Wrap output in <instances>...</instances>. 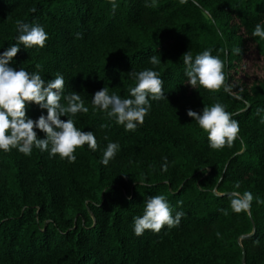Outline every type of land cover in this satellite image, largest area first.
Masks as SVG:
<instances>
[{"label":"trees","instance_id":"trees-1","mask_svg":"<svg viewBox=\"0 0 264 264\" xmlns=\"http://www.w3.org/2000/svg\"><path fill=\"white\" fill-rule=\"evenodd\" d=\"M116 3L113 11L110 0H0V53L17 42V20L43 26L45 46L20 45L10 66L46 83L61 74L64 95L77 92L89 109L71 117L75 126L98 142L77 148L74 163L35 147L0 150V264H264V40L252 36L264 0ZM204 50L224 62L228 91L188 83L182 56ZM144 69L159 73L165 98L149 97L144 123L126 131L92 98L105 87L128 98L130 72ZM216 102L239 122L221 150L187 115ZM41 114L27 105L29 118ZM109 142L119 149L105 165ZM233 191L253 194L249 212L232 211ZM157 194L184 213L181 222L137 236L134 217Z\"/></svg>","mask_w":264,"mask_h":264},{"label":"clouds","instance_id":"clouds-1","mask_svg":"<svg viewBox=\"0 0 264 264\" xmlns=\"http://www.w3.org/2000/svg\"><path fill=\"white\" fill-rule=\"evenodd\" d=\"M110 2L115 11L118 7L116 0ZM181 2L184 3L186 0ZM146 6L154 7L155 4ZM16 26L19 32L17 42L0 53V150L10 152L12 149H18L24 155H31L35 147L42 152L48 151L50 156L58 155L61 159L74 163L77 148L85 144L93 151L98 148L94 132H85L77 128L71 118L81 112L87 113L89 109L77 92L64 95L65 80L61 74L57 73L54 79L46 83L39 72L29 73L24 68L17 70L10 66V61L20 51V45L27 49L43 48L48 40V33L39 24L17 20ZM252 36L264 40V25L256 24ZM182 59L186 65L188 83L193 88L199 85L210 92L230 89L226 84L224 62L218 56L212 55L210 50H204L195 57L188 51L183 54ZM149 62L155 66L160 60L153 55ZM39 67L37 65V68ZM130 75L135 81V86L129 88L128 98H122L115 93L109 94L105 87L95 92L92 103L95 107L103 109L109 118L115 119L117 124L123 125L126 131H135L138 125L144 123L149 113L151 108L149 97L152 100H160L165 98V95L163 80L157 71L144 69L139 72L132 71ZM62 99L66 104L61 102ZM29 103L46 109L47 114H41L38 119L29 118L27 115ZM261 112H264V109H257V115ZM187 115L193 117L199 127L207 133L209 146L214 150L232 147L238 138L239 122L232 118L233 114L228 112L222 103L206 105L202 112L188 109ZM62 116H67L68 119H61ZM261 122H264V118ZM36 129L44 132L46 138H40ZM118 149V143L109 142L103 153L102 162L107 165L109 160L115 157ZM164 159L163 170L167 171V158ZM235 187L239 188L240 185L236 184ZM228 196L233 212L237 214L249 212L254 199L251 192L233 191L228 193ZM257 202L264 203L260 200ZM183 215V212H176L173 215V209L164 195L149 196L145 201L143 215L134 217V232L140 236L146 230L159 233L165 226L177 227Z\"/></svg>","mask_w":264,"mask_h":264},{"label":"water","instance_id":"water-1","mask_svg":"<svg viewBox=\"0 0 264 264\" xmlns=\"http://www.w3.org/2000/svg\"><path fill=\"white\" fill-rule=\"evenodd\" d=\"M241 235L239 236V239H240ZM242 261L244 262L245 261V254H244V250H243V254H242Z\"/></svg>","mask_w":264,"mask_h":264}]
</instances>
